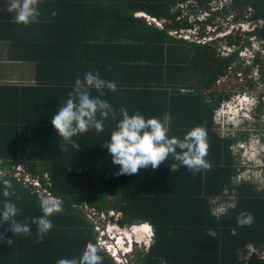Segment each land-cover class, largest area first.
<instances>
[{"label": "trees", "instance_id": "16d2710c", "mask_svg": "<svg viewBox=\"0 0 264 264\" xmlns=\"http://www.w3.org/2000/svg\"><path fill=\"white\" fill-rule=\"evenodd\" d=\"M214 2L218 7L221 5L220 10H212ZM222 2L41 0L37 22L14 24L21 25L18 31L32 35L30 40L48 47L40 53V56L46 53L48 66L55 69L59 66L57 69L80 75L72 79L65 74L49 87H0V168L9 171L4 178L11 180L15 189L7 198L0 193V207L5 199H11L20 209L17 219H27L31 226V235L25 237L8 231L7 224L0 225V264H57L59 254L79 253L86 241L97 239L94 223L82 209L86 206L99 212L119 211L117 223L121 226L144 220L154 227V241L148 251L138 252L136 264H264V258L246 257L249 246H264V189L258 190L248 180L236 184L238 163L231 150L237 141L249 138V131L238 132L236 137H221L214 122L221 101L229 99L231 93L218 94L213 87L227 75L230 65L237 62L239 51L221 58L216 52V46L222 49L221 44L215 42L212 47L210 42H203L205 33L201 30L198 42L170 34L189 30L195 24L203 28L216 26L218 17L228 16L234 9L238 13L232 19H248L256 24L245 35H255L264 41V0H230L228 5ZM194 4L209 15L192 24L189 13ZM247 9L246 17L242 11ZM139 14L165 22L158 26ZM226 20L229 22V17L224 18L225 23ZM224 38L229 46L249 44L239 34ZM62 46L66 56L58 51ZM258 62L264 82V60ZM89 71H99L116 80L117 86H106L102 94H114L121 86L126 93L124 99L130 96V108L125 105L130 114L140 108L148 87L161 86L160 80L167 79L168 72L176 73L179 83L185 82L183 85L193 89V93L174 91L170 99L162 102V117L169 113L170 135L181 138L194 126L206 127L209 143L206 159L211 167L194 174L181 165L172 172L171 163L178 162L165 160L156 169L149 167L136 174L117 175L119 165L112 163L107 146L102 144L122 118L112 113L104 117L103 128L96 129L93 125L74 137L79 149L68 145L63 152L51 116L73 90L74 84L69 85V80L75 83L77 77L83 79ZM63 81L67 82L60 85ZM253 87L248 82V88ZM257 126L260 129L261 125ZM18 164H25L34 176H39L44 187L61 198L63 204L64 211L51 217L54 227L39 243L31 218L42 215L41 196L11 173ZM226 195L235 197V204L224 213L215 214L220 203L213 200L218 197L220 201ZM242 211L254 216L251 226L237 224V215ZM209 229L216 231V237L208 236ZM100 254L104 257L102 264H115L104 250ZM76 264L81 262L78 260Z\"/></svg>", "mask_w": 264, "mask_h": 264}, {"label": "clouds", "instance_id": "9594fccd", "mask_svg": "<svg viewBox=\"0 0 264 264\" xmlns=\"http://www.w3.org/2000/svg\"><path fill=\"white\" fill-rule=\"evenodd\" d=\"M40 2L41 0H7V9L9 12L14 13V20L17 23L28 25L35 22L39 16L38 6ZM205 13V18L198 20L204 21L209 15V13ZM52 15L55 16L56 13L53 12ZM147 17L149 16L144 15L142 18L146 20ZM251 23L255 24L252 21ZM251 31L243 30L244 34ZM225 35H230V33L217 34L215 40L218 38L220 41V38H224ZM247 38L249 44L244 47L229 46L227 42L220 44L223 50H231V53L239 51L238 59L241 62L245 61V64H247L245 68L248 73L246 78L254 87L252 89L248 88V91L237 93L233 100L232 96L234 95L230 96L229 99H223L215 112L214 122L216 124L215 118L218 113L223 112L222 114H224L227 112L230 125L234 129H239L237 132L249 131V134L253 136L257 135L255 133L257 126L253 132L240 126L246 124L249 127L251 124H260L264 120V90L258 87L263 81L258 61L264 60V41L260 39L262 43L259 46L257 45V36L252 35ZM249 38L254 39L250 40ZM238 73L241 72H237V75ZM116 85L117 82L113 77L104 75L99 71L85 72L83 79L76 78L73 90L68 93V98L60 104L59 109L51 116V124L61 138L59 147L63 152L67 150L68 145H71L75 150L79 149L80 144L74 137L85 133L93 125L96 129L103 128L105 125L104 117L112 113L122 118L117 120L115 127L108 136L104 137L102 144L107 146L112 163L119 165L117 175H132L149 167L156 169L165 160L178 162L171 163L170 169L172 172L176 171L181 165L194 174L211 167L209 160L206 159L209 143L207 129L204 125L192 127L186 131L182 138L170 135L171 117L168 113L160 118L145 117L139 111L130 114L129 110L124 107L117 110L111 99L102 94L105 92L106 86L114 88ZM92 89L97 91L93 92ZM253 89L258 90V92ZM236 121H240V124L235 125ZM261 134V138L257 140H259L258 148L261 150L264 159V142H260V139L264 137V133ZM247 140L240 139L237 143L242 145L247 143ZM241 150H244V148H241ZM256 167H259L260 170L264 169V165L261 163L256 164ZM240 175H237V177ZM5 176L6 172L0 168V193L7 198L14 194L15 189L11 180L4 178ZM39 206L42 215L31 218V222L37 228V243L42 242L44 236L54 227L51 217L64 211L61 200L52 196H41ZM224 212L223 208H219L216 209L215 214ZM19 214L20 209L17 205L11 199H5L3 206L0 207V225L7 224L9 226L8 231L15 236H30L31 226L27 219L24 221L18 220L17 216ZM254 219L251 213L242 211L237 215V224L240 227L251 226ZM146 224L152 228L151 237H155L154 227L148 222ZM233 234H235V230H233ZM216 235L215 230H208L209 237L214 238ZM8 241L10 242L11 239H8ZM106 247V242L97 237L95 242L86 241L79 253L59 254L56 257V262L57 264H76L79 260L81 264H102L104 257L100 253Z\"/></svg>", "mask_w": 264, "mask_h": 264}, {"label": "rangeland", "instance_id": "374dc122", "mask_svg": "<svg viewBox=\"0 0 264 264\" xmlns=\"http://www.w3.org/2000/svg\"><path fill=\"white\" fill-rule=\"evenodd\" d=\"M192 3L193 2H191V4ZM230 3H231L230 0H223V2H222L223 5H225V4L228 5ZM212 4H213L212 5L213 11L217 10V9L220 10L221 5H220V7H218L216 5L217 2H214ZM184 6H185L184 8H187L186 5H184ZM200 8L201 7H199L197 4H194V7L192 9L193 11L191 13H189V22L190 23L193 24L195 20L205 18L206 13L201 11ZM248 11H249V9L244 10V11H242V14L247 17V16H249ZM237 13L238 12H236L234 9H231L228 16L225 15L222 18L221 17L217 18L216 21L219 22V24L216 25L217 27L214 25V26H208V27L206 26L203 28L201 25L195 24L193 26V28L191 29V31H189V30L178 31V33L176 34V37L180 38L181 37L180 35H182V37L185 39L198 42V41H200V38L198 36H199L200 30H201V32L205 33L204 37L201 38V40L203 42H210L211 45L214 44L215 42L225 44L224 41L227 38L226 39L220 38V41L218 38L215 40V37H217V34L223 35V33H225V34L230 33V35H238L239 34L243 40H246V39L248 40V38H247L248 36L244 34L243 30L251 31L254 29L255 24H252L248 19L239 18V19L235 20L234 18H236ZM141 15L142 14H139L140 17H143ZM225 17H229V22H227V20H226V23H225V21H224ZM232 17H234V18L232 19ZM164 22L165 21H160L161 24H163ZM218 26H220L221 28H218ZM173 34H175V31L173 32ZM251 39H254V38H251ZM261 43H262L261 40L258 38L257 45L260 46ZM213 46L214 45H212V47ZM230 51L231 50H223V49L218 50L217 46H216V52H218L220 54L221 58L227 57V55L231 54ZM246 65L247 64H245V61L241 62V60H239V59L237 60L236 63H232L230 65V67L228 68L227 75L223 76L222 78H220L216 82V85L213 87L214 88L213 90L216 91V93L222 94V95H227V94L231 93V96L234 95V96H232V100L234 99V97H236L235 95L237 93H240V92L242 93V92L248 91L247 90L248 89V78H246L248 73L245 71ZM237 72H241V73L240 74L238 73V75H237ZM197 74L199 76L200 72L198 71ZM199 77H201V76H199ZM256 78L258 79V77H256ZM251 79H252V81H254V79L252 77H251ZM258 87L261 90H264V82L262 81L261 85ZM253 90L258 92V90H255V89H253ZM222 113L223 112L218 113L216 118H215V120H216V124H215L216 132L221 137H227V136L236 137V136H238L237 131L239 129H234V127H232L230 125L231 124L230 120H229L230 118H229L227 112H225L224 114H222ZM237 124H240V121H236L235 125H237ZM260 125H261L260 129L258 128L257 125H252V124L249 127L246 124L243 126H240L242 128H246L248 130H251V132H253L257 126L256 132H255L257 135H253V136L249 135L247 143L242 144V145H238V143L236 142L231 147V150L233 152V156L235 157V161L238 163L236 171H237L238 175L241 174L239 177H236V184H240L241 182L243 183V180H248V182H250V183H255V186L258 187V190L264 189V169L260 170V169H258L259 167H256V164L258 165L259 163L264 165V162H263L264 159L262 158L261 150L258 148L259 140H257V139L261 138V136H262V134H261L262 132H259V131L261 129H262L261 131L264 130V120L260 122ZM257 132H259V133H257ZM262 141L263 140L260 139L261 143H262ZM241 148H244V150H241ZM248 162H251V163H248ZM21 167L22 166H20L18 168L16 166L14 169H16V168L20 169ZM23 167H25V169H27L26 166H23ZM36 170L37 171L40 170V167H38ZM228 192H229L228 189H226L225 193L228 194ZM226 196H227L226 198L220 199V204H221L220 208H223L225 211L230 206H233L235 204V200H236L235 197L228 196V195H226ZM105 213H107V212H105ZM114 214H116V212H114ZM88 216L90 217V219L93 223L94 222H96L97 224L101 223L102 226L98 225L100 230H102L104 228L105 224L111 225V227L108 226V229L110 231L113 230L112 233H110L111 235L113 234V232H115V233L120 232V230H123L126 233V230H125L126 226L123 227V229H121L122 227L117 224V221H116L118 219L117 214L113 215V218H111L110 220H109V217L106 216L105 222H103V221L101 222L98 218H95L94 216H92L91 213H89ZM99 228H96V230ZM146 237H147V235H140V233H136L135 239L142 241V240H145ZM248 248H250V249L252 248L253 251L258 252L260 255H262V252H264L263 248L258 249V248H253L250 246ZM143 249H144L143 247L135 246L134 252L132 253V255H133L132 259L134 260L137 257V251L138 250H143ZM133 263L134 262H132V264Z\"/></svg>", "mask_w": 264, "mask_h": 264}, {"label": "crops", "instance_id": "0c3cea01", "mask_svg": "<svg viewBox=\"0 0 264 264\" xmlns=\"http://www.w3.org/2000/svg\"><path fill=\"white\" fill-rule=\"evenodd\" d=\"M37 20L36 18L35 22ZM3 23L7 24L2 26L1 24ZM8 23H13V25H8ZM14 24L18 23L14 20V13L9 12L7 9V0H0V87H49L52 85L51 82L58 83V81H61L65 77V74H68L69 78L72 79H74V76L80 75V72L75 75L74 72L68 70H66V73L65 69H57L59 66L56 69L48 66L49 63L45 59L46 56L44 57L46 53H42L40 56L41 51L48 50V47H43L38 41L30 40L32 35L18 31L21 25L15 26ZM58 51L61 55L64 53L66 56L63 46ZM22 57L24 58L22 59ZM168 73H170L168 74L169 79L160 80L162 82L161 86L154 84L146 89V98L140 102V108L135 111H139L145 117L162 118V102L170 99L174 91L180 92V88H189L183 85L185 82L182 85L179 83L176 73ZM157 79H159V76H157ZM66 82L63 81L59 84L64 85ZM69 83V85H72L74 81L70 82L69 80ZM117 91L114 94L107 93V95L111 97L110 99L114 100L117 107L125 108V105H127L130 108V96H128V99H124L126 93H124V89H121V86H119ZM148 105L150 109H148ZM113 200L115 198H111V201ZM109 211L119 212L116 210Z\"/></svg>", "mask_w": 264, "mask_h": 264}, {"label": "built area", "instance_id": "2783aa9c", "mask_svg": "<svg viewBox=\"0 0 264 264\" xmlns=\"http://www.w3.org/2000/svg\"><path fill=\"white\" fill-rule=\"evenodd\" d=\"M146 20L149 23H155L158 26H161L162 24L156 20L155 18H151V17H147ZM174 31H171L170 34L171 35H176L177 32L175 31V34H173ZM185 34V33H184ZM182 36V35H180ZM240 74V73H239ZM180 92L182 94H189V93H193V89L190 88H180ZM20 167L22 166L20 169H14L15 167ZM13 167V169L11 170V173L17 178L18 181H20L23 185L25 186H29L32 187V189H34L36 192H38L40 194V196H52L54 198H59L53 194H51V192H49V190L47 188L44 187V185L42 184L40 177L39 176H34V174L30 173V171L28 169H25L26 166L25 164H18ZM28 171V172H27ZM6 173H8L9 171H5ZM44 178L48 179V175L45 174ZM61 200V198H59ZM217 199L219 200V198L217 197ZM217 199H215V201L213 200V203H220V201H218ZM221 205V204H220ZM220 208V207H219ZM217 208V210L219 209ZM85 209L92 214V216H94L95 218H98L101 222H105V218L106 216L109 217V220L111 218H113V215L118 216V219L116 221H118L120 219V214L119 212H116V214H114V211H108L107 213H105V211L99 212V210L97 209H93V208H88L87 206L85 207ZM220 213H218L217 215H219ZM90 218V217H89ZM118 224V223H117ZM102 226L101 223L97 224L96 222H94V226H95V231L97 232V237H99L101 240L106 242L107 247L104 249V252L109 255L115 262V264H132V262H134L133 264H136V260L137 257L133 260L132 259V253L134 252V247L135 246H140L143 247V250H138L137 251V256H138V252H146L149 250L151 244L154 241V237L152 235V228L149 226V231L146 232L147 235L145 240L139 241L137 239H135L136 237V233H135V227L138 226V224H128L125 225L126 226V233L123 230H120V232H113V234L111 235L110 233L113 230H109L108 226L111 227V225H106L104 226V228L102 230H100L99 226ZM119 225V224H118ZM121 226V225H120ZM125 226H121L123 229V227ZM96 228H99L96 230ZM108 230V231H107ZM128 230L132 231L130 234V237H128L127 233ZM150 233V234H149ZM141 235V234H140ZM143 235V234H142ZM96 237V238H97ZM115 237V238H114ZM123 238L122 242L118 241ZM126 239V240H125ZM253 248H258V249H264L263 247H254V246H250ZM248 252L246 253V257L250 258V257H260V258H264V252H262V255H260L258 252L253 251L252 248H248L247 250Z\"/></svg>", "mask_w": 264, "mask_h": 264}, {"label": "bare ground", "instance_id": "6f19581e", "mask_svg": "<svg viewBox=\"0 0 264 264\" xmlns=\"http://www.w3.org/2000/svg\"><path fill=\"white\" fill-rule=\"evenodd\" d=\"M135 229V233H140L141 235L143 234H146V232H148L149 231V225L148 224H146V223H140V224H138V226L137 227H135L134 228ZM131 230L129 231L128 230V233H127V235H128V237L129 238H131L130 237V234H131ZM112 233V232H111ZM115 238V237H114ZM122 240H123V238H121L119 241H118V243L119 242H122ZM126 240V239H125ZM124 241V240H123Z\"/></svg>", "mask_w": 264, "mask_h": 264}, {"label": "water", "instance_id": "95a60500", "mask_svg": "<svg viewBox=\"0 0 264 264\" xmlns=\"http://www.w3.org/2000/svg\"><path fill=\"white\" fill-rule=\"evenodd\" d=\"M82 209L87 213V215H89V212L85 209V207ZM140 223H146V222L144 220H136L134 222V224H140ZM254 257H256V256H254Z\"/></svg>", "mask_w": 264, "mask_h": 264}]
</instances>
